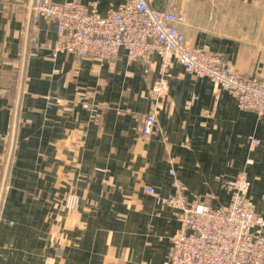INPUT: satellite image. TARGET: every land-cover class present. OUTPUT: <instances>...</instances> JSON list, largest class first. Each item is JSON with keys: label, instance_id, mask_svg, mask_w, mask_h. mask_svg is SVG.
<instances>
[{"label": "crops", "instance_id": "crops-1", "mask_svg": "<svg viewBox=\"0 0 264 264\" xmlns=\"http://www.w3.org/2000/svg\"><path fill=\"white\" fill-rule=\"evenodd\" d=\"M32 1L0 0V160L15 124L18 136L0 264H166L180 228L165 204L176 177L190 202L209 196L219 208L230 202L227 182L245 175L252 209L264 216V117L176 63L156 130L143 140L160 58L54 56L56 28L43 21L42 49L32 53ZM174 1L191 48L264 80V0ZM72 188L81 207L58 210Z\"/></svg>", "mask_w": 264, "mask_h": 264}, {"label": "built area", "instance_id": "built-area-1", "mask_svg": "<svg viewBox=\"0 0 264 264\" xmlns=\"http://www.w3.org/2000/svg\"><path fill=\"white\" fill-rule=\"evenodd\" d=\"M31 13L32 53L42 49L37 28L43 21L56 28L54 56L65 52L78 62L89 57L113 62L124 51L132 62L149 64L154 56L160 58L159 75L151 89L153 106L140 121L144 137L156 130L176 63L197 78H209L218 90L230 92L241 109L264 117V80L242 78L219 52L191 48L177 27L182 18L174 0H33ZM16 131L15 124L9 138L10 156ZM252 144L258 145L259 140L252 138ZM171 173L176 177L175 171ZM174 187L175 193L166 201L177 208L182 226L171 237L166 264H264V218L255 216L245 199L251 187L247 178L227 182L230 202L218 209L199 200L190 202L177 177ZM147 192L154 194L152 188ZM69 200V208L77 207V197Z\"/></svg>", "mask_w": 264, "mask_h": 264}, {"label": "rangeland", "instance_id": "rangeland-1", "mask_svg": "<svg viewBox=\"0 0 264 264\" xmlns=\"http://www.w3.org/2000/svg\"><path fill=\"white\" fill-rule=\"evenodd\" d=\"M227 61V60H226ZM228 63H230L229 61H227ZM231 64V63H230ZM231 66H232V64H231ZM233 67V66H232ZM236 71V70H235ZM237 72V71H236ZM238 73V72H237ZM240 74V73H239ZM240 76L242 77V78H246V79H258V80H262L263 81V79H261L260 77H258V76H255V77H252V78H250V77H246V76H244V75H241L240 74ZM20 97L18 96V99H19ZM139 133H140V131H139ZM140 136H141V138L143 139V140H145L146 138H148V137H144V136H142L141 134H140ZM17 142H18V136H17V134L15 135V140H14V148H13V153L11 154V156H10V149L8 150V148H7V150H5L4 151V153H3V159L2 160H0L1 161V164H0V214H1V210L4 208V206H5V202H6V200H7V196H8V192H9V190H10V180L12 179V170H13V166L15 165V162H16V149H17V146H18V144H17ZM239 178H247L245 175H242V174H240L239 176H237L236 178H235V180L236 179H239ZM234 180V179H233ZM247 180H248V178H247ZM249 181V180H248ZM176 189V188H175ZM248 194V193H247ZM71 196H75V197H77V199H78V205H77V207H71V208H69V204H71V200H69V198L71 197ZM65 197V196H64ZM64 198H62V197H58V199H57V201L55 202V203H57L58 204V210H67L68 212L70 211V212H76V211H78L79 210V208L81 207V197H80V194H78V192H77V190L75 189V188H72V190L70 191V192H68L67 193V195H66V197H65V199L63 200ZM204 200H201V201H197V202H200V203H203V204H206V205H209V206H211L213 209H218V208H214L213 206H212V204H211V202H210V197L209 196H207V197H204L203 198ZM245 199L248 201V202H250V206H251V210L253 211V213L255 214V216H260V217H263L264 218V216H262V215H258V214H256L255 212H254V210L252 209V202L247 198V196L245 195ZM165 204H167L168 206H170V207H172L173 209H174V211H175V214H176V217H177V219H178V221H179V223H180V227L182 226L181 225V222H180V220H179V217H178V210H177V208L175 207V206H173V205H170V204H168L167 203V201L165 200ZM221 207H223V206H221ZM220 208V207H219ZM180 229V228H179ZM45 264H54V262L53 261H51V258H49V257H46L45 258Z\"/></svg>", "mask_w": 264, "mask_h": 264}]
</instances>
